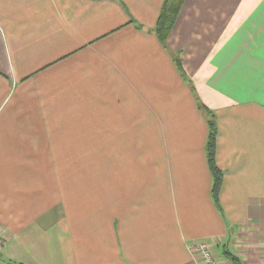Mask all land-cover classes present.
<instances>
[{
  "label": "crops",
  "instance_id": "0c3cea01",
  "mask_svg": "<svg viewBox=\"0 0 264 264\" xmlns=\"http://www.w3.org/2000/svg\"><path fill=\"white\" fill-rule=\"evenodd\" d=\"M162 2L0 0V264H264V0Z\"/></svg>",
  "mask_w": 264,
  "mask_h": 264
},
{
  "label": "trees",
  "instance_id": "16d2710c",
  "mask_svg": "<svg viewBox=\"0 0 264 264\" xmlns=\"http://www.w3.org/2000/svg\"><path fill=\"white\" fill-rule=\"evenodd\" d=\"M183 3L184 0H163L162 2L153 31L155 36L158 38V40L164 47H166V40L176 22V19L180 13ZM137 26L140 27V25L138 24ZM172 55H173V61L175 62V65L180 75L189 84L191 88L198 109H200L206 117L208 132L205 143V154H206V161L210 171V175L212 177L210 194L214 204L219 208L220 205H219L218 195L222 182V172L220 168L217 166L215 161V147H216V134H217L215 114L200 100V98L196 94L195 89L190 84V81H188L187 76L182 68L179 54L172 53ZM224 254L226 258L230 260L231 264H243L238 256L229 253L228 251H224Z\"/></svg>",
  "mask_w": 264,
  "mask_h": 264
},
{
  "label": "built area",
  "instance_id": "2783aa9c",
  "mask_svg": "<svg viewBox=\"0 0 264 264\" xmlns=\"http://www.w3.org/2000/svg\"><path fill=\"white\" fill-rule=\"evenodd\" d=\"M4 243L3 237L0 235V246ZM213 244L211 240L201 239L194 245V252L202 264H221L212 250Z\"/></svg>",
  "mask_w": 264,
  "mask_h": 264
}]
</instances>
